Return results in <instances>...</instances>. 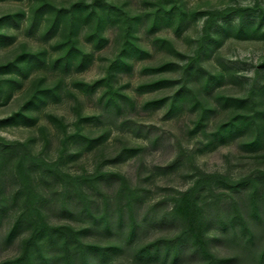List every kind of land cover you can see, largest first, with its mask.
Returning <instances> with one entry per match:
<instances>
[{"label": "rangeland", "instance_id": "rangeland-1", "mask_svg": "<svg viewBox=\"0 0 264 264\" xmlns=\"http://www.w3.org/2000/svg\"><path fill=\"white\" fill-rule=\"evenodd\" d=\"M0 35L44 61L0 75V264H264V0H0ZM24 148L90 182L24 189Z\"/></svg>", "mask_w": 264, "mask_h": 264}, {"label": "trees", "instance_id": "trees-1", "mask_svg": "<svg viewBox=\"0 0 264 264\" xmlns=\"http://www.w3.org/2000/svg\"><path fill=\"white\" fill-rule=\"evenodd\" d=\"M6 18H10L11 22L15 24L14 22L18 21L17 14L8 15ZM0 37L5 38V41H0L1 44H5L7 42L6 40H9L8 37H4L3 35H0ZM43 64V59L41 58V53H29L25 52L15 58L13 61H8L6 63L0 64V75L4 74H17V75H23L25 73L24 66L22 63H27L29 66L33 67L34 64L37 63ZM41 66V65H40ZM23 112H20L17 117H23ZM26 117V116H25ZM31 120V119H30ZM25 122H30L25 121ZM23 146L20 143H7L6 148H13L17 149L18 147ZM36 168L39 171L49 174L53 176L58 181H61L63 184V190H67V186L70 184H74L76 181L78 182H90V177H71L67 176L61 173V171L55 167L53 164L38 159L35 157L27 148H24V152L20 155L16 168H15V176L17 179L21 182L24 189L30 190L32 188L31 186V175H30V169ZM80 179L81 181H79ZM74 182V183H72ZM81 184V183H80ZM21 185V186H22ZM81 193V191H79ZM50 231L54 232H62V228L58 227H50ZM56 232V233H57ZM135 227L131 229L130 237L134 236ZM184 238V237H183ZM161 241H155L153 243L144 245L140 247L134 257V260L137 262H142L145 264H164L169 258L172 260V264H176L178 261V253H179V245L182 243V234L178 237L172 239V240H164L163 243L166 244L165 251L161 250ZM76 250H80L82 252L83 261L85 264H90L88 261V252L93 251L99 253L101 256L105 257L102 264H108L107 258H108V251L114 249L113 247H106V246H98V245H85L81 242L78 243V246L75 248ZM110 252V251H109ZM70 254V252H68ZM208 256H210L208 253H206ZM22 258H17L14 260H11L5 264H21ZM206 264H215V261L212 259L206 263Z\"/></svg>", "mask_w": 264, "mask_h": 264}]
</instances>
